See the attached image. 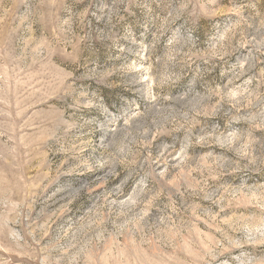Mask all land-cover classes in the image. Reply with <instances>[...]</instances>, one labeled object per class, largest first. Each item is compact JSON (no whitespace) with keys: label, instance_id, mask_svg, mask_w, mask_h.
<instances>
[{"label":"rangeland","instance_id":"1","mask_svg":"<svg viewBox=\"0 0 264 264\" xmlns=\"http://www.w3.org/2000/svg\"><path fill=\"white\" fill-rule=\"evenodd\" d=\"M0 264H264V0H0Z\"/></svg>","mask_w":264,"mask_h":264}]
</instances>
